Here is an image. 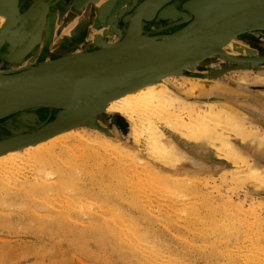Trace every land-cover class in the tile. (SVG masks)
Segmentation results:
<instances>
[{"label": "rangeland", "instance_id": "1", "mask_svg": "<svg viewBox=\"0 0 264 264\" xmlns=\"http://www.w3.org/2000/svg\"><path fill=\"white\" fill-rule=\"evenodd\" d=\"M100 1L101 0H98L93 3L88 0H17L16 12L13 14L12 21L7 22V19L4 17L5 19L0 22V70L7 71L9 69L15 70L16 68L17 72H19L22 67H33L44 61L40 59L41 56L48 57L56 51L64 52V49L65 51L70 49L71 52H73L89 47H92L91 49L97 48V45L94 43L97 40L108 44L115 43L119 35H112L113 33L108 31V28L111 27L110 29L113 30L112 26L115 27L118 20L133 11L137 5V1H141H116L115 10L111 15L107 16L110 20L107 18L98 19L99 16L98 18L94 16L95 5ZM109 1L110 0H103L99 9L105 8L106 5L109 4ZM130 2H132L131 6L129 5ZM182 3L177 5L179 6ZM176 20H178L177 17ZM176 20L170 22L172 23ZM108 21H110V23H108ZM147 26L146 28L150 36L166 34L179 28V26H174L175 29L173 27L168 31V29H165L167 23L162 20L154 22L153 24H148ZM31 27H35L29 32L34 36L39 33V31L44 30L47 35L46 40L44 41V39L42 40V38L38 37L39 40L36 41L34 46L28 49L23 55H20L19 51L22 48L21 38L23 34L28 33ZM28 28L29 30H27ZM1 30L4 32L2 33ZM253 33L246 35L247 37L244 40L241 42L238 40L237 43L247 45V47L263 53L264 34L254 33L255 35L253 36ZM255 40H258V44H256ZM249 41H252V44L248 45ZM238 55L243 56L244 53L242 52ZM246 57L240 59L254 58L252 56ZM260 57L264 58V55ZM11 58L13 60H11ZM16 61L19 63H14ZM249 63L240 64L239 62L232 61V64H223L219 59H216L212 63L206 64L207 66L204 65L201 67L200 72L196 73L201 74L203 73L202 71L207 72V75L211 77L212 81L226 88L225 92H223L225 98L220 97L223 100L220 99V101L226 103L225 106H222L226 108L229 107L230 109L228 108V110L236 111V116L243 118L245 121L252 120V122L248 121V123H255L254 125H258L259 128L264 131V62L259 63L258 60L257 62L252 61ZM0 74L6 75L7 72H1ZM175 78L179 81L182 80L181 77ZM174 91L176 95L181 97L185 94L182 97L185 101L193 102L195 99L198 105H204L203 101H208L206 103H211L212 101L211 99L202 100V97L198 98V96H196V98H191L185 91H179L176 88ZM212 92L213 94L211 96L214 97L216 91L212 89ZM252 98H254L255 101H253ZM217 102L219 103V101ZM258 103H261V105ZM28 111L13 116L16 118H21L23 116L29 118L35 110ZM237 113L240 114L237 115ZM52 116L47 119V122L52 120ZM102 117L105 116L101 114L96 117V124L99 128L101 127L99 132H101L102 135L106 133L107 137L125 146L130 151H137V147L134 146L135 144L131 139L130 126L127 121L125 122L122 117L117 116L105 118L106 121H104ZM253 119H259V122ZM3 120L0 121V126L3 124ZM36 125L37 124H35L34 127H36ZM81 128L88 130L89 127ZM36 129L37 128H34L33 130L35 131ZM7 130L0 136V139L6 138L8 132L12 135L10 130ZM92 131L94 132L96 130ZM164 134H167L166 137L170 140L178 143V149L182 151L183 156L181 163L173 169L175 174L171 173V168L164 169L160 165L151 162L150 165L153 164L152 166L156 167L160 173L164 171L171 173V175L198 176L201 177V179L208 178L211 175H219L221 170L218 168L216 169L217 162L215 161L217 160L208 149L194 143H179L169 132L164 131ZM261 145L262 144L247 143L241 146L243 147L242 151L244 154L249 156L258 167L264 166V163L256 162L259 155L264 154V145ZM82 149L81 147L78 150H73L71 154L68 153L60 156L58 158L59 160H54L52 162V168L48 169V172L51 171L53 173L50 174L51 176H56L54 173L56 171L63 175L71 174L72 179L68 180L65 184L68 186V189L65 191L59 192L58 190H53L47 197H41V195L36 194L28 198L22 195L20 197L8 198L9 200L7 199L5 203L0 202V264H149L146 262L143 263L141 259H138L141 255L133 251L130 247L123 246V243L121 245L117 241L114 243L115 240L113 238L111 239V237L104 235L103 232L105 228H112L114 224V222L111 224L113 221L112 214L121 215L125 221L127 220L126 222H128V224L125 223L128 227L134 228L142 238L146 239L148 246L152 248V255L154 254L153 258L155 257L154 260L158 262V264L162 262H168V264H245L239 259L240 257H236L235 254L230 257V260H233L232 262L228 260L229 258L227 257L228 253L226 250L230 249L236 252L239 248L245 252L244 255H256L257 258L253 260L257 263L264 264V258L261 257L262 255L257 254V252L254 254L253 250H256V248H254L249 240L247 241V238H242L244 233H239V235H234L233 233L229 237L222 234L223 236L217 240V237H214L216 235L211 232V225L208 222L197 225L196 220H192L195 216H192L193 214L190 215L189 207H187L189 205L188 202H193L194 200L188 199V201L184 198L180 200L175 197L173 198L169 194L167 195V193L159 189L161 186L159 187L157 185L155 187L156 184L152 186L154 184L153 182H151L153 184L149 182L150 185L148 183L150 179H148L145 174L141 173V170L140 172L139 169L137 172L134 171L136 169L129 166V163H124L120 166L115 163L113 158L108 156H102L101 160L83 159L81 157ZM72 154H75L76 157ZM141 158L145 160L143 156ZM60 161L63 164H61ZM26 167L27 166L23 169L25 172L22 170L24 174H22L23 178L32 180L34 178V171ZM45 175H48L47 172ZM101 175L104 179H102ZM52 177L49 180L55 183L56 177ZM138 179L140 181H138ZM143 179H145V181ZM101 184H103V186ZM245 190L249 195L264 200V191H257L252 185H246ZM174 199L179 201H174ZM182 201L184 202L183 204ZM173 203H176V205H172ZM95 204L97 206H95ZM172 206L174 207L172 208ZM37 214H39V216H37ZM99 216H101L102 219H100ZM97 218H99V220H97ZM188 221L190 223L192 222L191 225ZM186 222L189 223L188 227ZM91 224L95 226V229L97 228V231L101 230V232H95V229H90L89 227H91ZM252 233L254 232H250V234ZM106 237L108 238L106 239ZM253 238L258 240V242L262 241L261 245L258 246L263 247L264 228L259 235H255ZM251 245L252 247H250ZM235 246H238V248L235 249ZM224 255L226 257H224ZM134 256L137 257L135 258Z\"/></svg>", "mask_w": 264, "mask_h": 264}, {"label": "bare ground", "instance_id": "2", "mask_svg": "<svg viewBox=\"0 0 264 264\" xmlns=\"http://www.w3.org/2000/svg\"><path fill=\"white\" fill-rule=\"evenodd\" d=\"M102 1L103 0L97 3L94 8L95 13L93 14L95 17L97 16V18L99 16L98 19H106L107 16L111 15L112 12L115 10V7H112L111 4L108 6L106 5L105 8L99 9ZM145 12L146 10L141 11L142 14H145ZM140 16L142 15L140 14ZM3 19H5L4 16H1L0 22L3 21ZM119 20L115 24L116 33L112 29H110L111 27L110 28L107 27L108 31H111L113 33L112 35L118 34L120 40L124 39L128 45L134 48L147 49L148 46L150 45L149 44L150 35L148 34L146 26L139 21V13L135 14L131 11L130 13L124 15ZM108 23H110V21H108ZM32 28L35 27H31L30 30L28 28L27 29L29 30L28 32H31ZM253 32L262 35L264 34V31L261 30H257ZM253 32H248L239 36H234L232 38H229L226 41H224L222 44H220L209 55L204 56L196 60L195 62L181 69H178L172 73L153 78L133 88H130L112 97L101 107L99 111L101 112V114L105 116L102 117L104 118L103 119L104 121H106L105 118L108 117L112 118L114 116L122 117L125 120V122L127 121V123L130 126V132L132 137L131 139L135 144L134 146L137 147V151H130L125 146L107 137L106 133H105L106 135L105 134L102 135L101 132H99L100 131L99 129L97 130L96 128H88L86 126L73 128L71 126L64 130L56 132L50 136H47L45 138L28 142L21 147H15V148L13 147L11 149L0 152V202L5 203V201L8 198L20 197L22 195L28 198L29 196L31 197L36 194L41 195V197L42 196L47 197L49 193H51L53 190H58L60 192L68 189V186H66L65 184L68 182V180L72 179L71 174L63 175L55 170L56 172L54 173L56 176L53 175L52 176L56 177V182L53 183L52 181L49 180L52 177L50 174L53 173L51 171L48 172V169L52 168L51 167L52 162L54 160H59L58 158L60 156L68 153L71 154L73 150H78L79 148L82 147L83 149L81 151V157L83 159L101 160L102 156H108L113 158V160L117 165L121 166L124 163L126 164L129 163L128 164L129 166L136 169L134 171L137 172L139 169V172L141 170V173L145 174L146 177L150 179V181L148 180V183L153 182L154 184L153 183L151 184H153L152 186L156 184L155 187L157 185L159 187L161 186L160 188L159 187L158 188L163 190L162 192L167 193V195L169 194L173 198L175 197L176 199H180V200H183L182 198H184L187 200L192 199L196 201V202L193 201L194 203L188 202L189 205L187 207H189L190 215L193 214L192 216H195L194 219L192 220H196L197 225L208 222L211 225V229H212L211 232H213L216 235L214 237H217V240L220 239L221 236H223L222 234L229 237L233 233L234 235H239V233L240 234L244 233L243 237L242 235L241 237L247 238V241L249 240L251 244L254 246V248H256V250H253L254 254L257 252V254L262 255L261 257L264 258V245L263 247L258 246L261 245L262 241L260 240L261 242H258V240H255V238H253L255 235H259L261 230L264 228V218H263L264 200H260L257 199L256 197H253L252 195H249L245 190L246 185H252V187H254L255 190L264 191V166L262 167L256 166L253 163V161L250 159V157L244 154V152L242 151L243 147H241L246 145L247 143H251V144L256 143V144L264 145V131L260 129L258 125L257 126L254 125L255 123L254 124L248 123V121L252 122V120L245 121L243 120V118L236 116L235 113L236 111L234 112L233 110H228L229 107L228 108L224 107L226 103L221 102L220 97L225 98V95L223 94V92H225L226 89L225 87H223L222 85H218L217 82L212 81L211 77L207 75V72L202 71L203 73L201 74L196 73V72H200L201 67H203L208 63H212L216 59H219V61L222 62L223 64L224 63L232 64V61L241 62V63L243 61L244 63L246 62L249 63L252 61L257 62L259 60V63L264 62V58L260 57L264 55L263 54L264 50L263 53H260L255 51L254 49L247 47V45H241L240 43H237L238 40L241 42L247 37L246 35L251 34ZM44 33L45 31L42 30L39 31V33H37L35 36L26 34L23 37L25 38L26 45L23 46V48L19 51V54L23 55L25 52H27L26 50L30 47L29 45L35 40L36 36L42 38V40L44 39L45 41L47 35L46 33L44 35ZM254 33L253 36L255 35ZM255 42L256 44H258L257 43L258 40H255ZM250 44H252V41L248 42V45ZM105 45H108V43H106ZM91 48L92 47L84 48L73 52H71L70 49L68 51H65L64 49V52L56 51L53 54H50L48 57L41 56L40 59L41 60L43 59L44 61L40 62L39 65L38 64L36 65L34 63L33 64L36 65L37 67H40L68 57L83 56L85 54H88L89 52L100 50L102 48V45L97 46V48H93V49ZM242 52L244 53V56L242 55L239 56L238 54ZM246 56H252L254 58L240 59ZM11 60L13 59L11 58ZM14 63L18 64L19 62L16 61ZM26 67H22L21 71H23V69L25 70ZM180 70H184V72L182 71L178 76L172 75ZM1 75L2 74H0V76ZM175 77H181L182 80L179 81ZM174 87L179 91L181 90L185 91L191 98L192 97L196 98V96H198V98L202 97V100L211 99L212 101L211 103H206L208 101H203L204 105L196 104L195 99L193 102L185 101L182 98L185 94L182 97L176 95L174 91L175 89ZM212 89L216 91V93H214L215 94L214 97L211 96L213 94ZM73 96H74L73 81H60L50 86L40 96L38 106L37 108L34 109L35 111H33L31 117L27 118L23 116L21 118H15V120H13V122L10 123L11 126L10 132L12 134V137L10 136V138L30 134L31 131L29 130H32L34 128L37 129L41 128L42 126H44V124H46L47 119L50 116L67 110L72 104L74 98ZM252 100L255 101L254 98H252ZM217 101H219V103ZM239 114L240 113H237V115ZM13 117L12 119H14ZM253 120L257 122L259 119L258 120L253 119ZM35 124H37L36 127H34ZM81 127L88 128V130ZM92 130H96V131L93 132ZM5 131L6 130L4 128L3 129L0 128V136H2L5 133ZM27 131H29L30 133ZM164 131L172 134L173 137H175V139L179 143L181 142L194 143L204 147L205 149H208L209 152H211L214 155L215 159L217 160L215 161L217 162L218 165V166L216 165V169L218 168L219 170H221L219 175L218 176L211 175L208 178H203V179H201V177L198 176L195 177V176H186V175L185 176L173 175L175 174L173 169H175L176 166H178L181 163L183 153L178 149L177 146L178 143L167 138L166 137L167 134L165 135ZM32 132H34V130ZM75 154L72 155L75 156ZM140 156L141 157L143 156L145 160L142 159ZM151 162L160 165L164 169L171 168L172 170L170 171L173 174L171 175V173H167L164 171L163 173H160L156 167L152 166L153 164L150 165ZM256 162L264 163V154L259 155V158L256 159ZM61 164L63 163L61 162ZM25 166L31 168V171L32 170L34 171V178L32 180H27L26 178H23L24 174L22 173V170L24 169ZM46 172L48 174L47 176L45 175ZM102 179H104L103 176ZM48 180L49 182L52 183H49ZM143 180L145 181V179ZM138 181L140 180L138 179ZM101 185L103 186V184ZM176 199H174V201H179ZM184 202L182 201V204ZM96 204L95 206H97ZM174 204L176 205V203H173L172 205ZM173 207L174 206H172V208ZM37 216H39V214H37ZM112 216H113L112 217L113 221L111 222V224H113V222L114 224L112 225V228L104 227L105 228V231L103 232L104 235L111 237V239L113 238L115 240L114 243H116L117 241L119 244L122 245L123 243V246H128L131 249H133V251L141 255L138 259H141L143 263L146 262L149 264H158V262H155L154 260L155 257L153 258L154 254L152 255V251H151L152 248L148 246V242L146 241V239L142 238L134 228L128 227L127 225L128 222H126L127 220L125 221V219L121 215L112 214ZM99 217L100 219H102L101 216ZM97 220H99V218H97ZM189 223L186 222V224H188L187 227L189 226ZM90 226H91L89 227L90 229H95L94 225L91 224ZM96 229L95 232L97 231ZM97 232H101V230ZM250 232H254V233L250 234ZM107 238L108 237H106V239ZM252 245L250 247H252ZM236 248H238V246L237 247L235 246V249ZM226 252L228 253L227 257L229 258L228 259L229 261H231L230 257H232L233 254H235L236 257L238 258L240 257L239 259H241V261H243L245 264H261L253 260L257 258L256 255L252 254L256 257L248 256L246 254L245 256L244 255L245 252L242 251L241 248H239L236 252L227 249ZM224 257L226 256L224 255ZM160 264H168V262L165 263L162 262Z\"/></svg>", "mask_w": 264, "mask_h": 264}, {"label": "water", "instance_id": "3", "mask_svg": "<svg viewBox=\"0 0 264 264\" xmlns=\"http://www.w3.org/2000/svg\"><path fill=\"white\" fill-rule=\"evenodd\" d=\"M116 1L124 0H110L108 5L116 7ZM16 5L17 0H0V16L12 21ZM142 10H146L145 14ZM132 12L139 13V21L145 26L162 20L168 31L174 26L179 28L150 36L147 49L134 48L119 37L108 45L97 40L94 43L102 45L100 50L0 76V121L37 108L42 93L55 83L74 82V98L67 110L54 114L51 121L30 134L0 140V152L71 126L101 130L96 117L112 97L209 55L229 38L264 31V0H186L179 6L175 0H142ZM173 20L176 21L171 23ZM26 34L21 38L22 48L26 45L23 38ZM37 37L28 49L34 46Z\"/></svg>", "mask_w": 264, "mask_h": 264}, {"label": "flooded vegetation", "instance_id": "4", "mask_svg": "<svg viewBox=\"0 0 264 264\" xmlns=\"http://www.w3.org/2000/svg\"><path fill=\"white\" fill-rule=\"evenodd\" d=\"M140 1H142V0H140ZM184 1H186V0H175V4L177 5V4H179V3H182V2H184ZM131 3L132 2H130L129 3V5L131 6ZM140 2L139 1H137V4H139ZM244 56V55H243ZM240 64H243L244 62L242 61V63L241 62H239ZM16 70V71H15ZM15 70H7V72H10V73H7V74H12V73H17V69H15ZM13 71V72H12ZM0 72H3V70H0ZM4 72H6V70H4ZM12 117L13 116H11V117H9V118H7V119H5V120H3V124L0 126V128L2 129V128H4L5 130H7V131H9V130H11V126H10V123H12L13 122V120H15V118L16 117H13L14 119H12ZM10 127H9V126ZM29 131H33V129L32 130H29ZM29 131H27V132H29ZM9 133V132H8ZM30 133V132H29ZM10 136L12 137V135H8L6 138H3V139H8V138H10ZM2 139V140H3ZM1 140V139H0Z\"/></svg>", "mask_w": 264, "mask_h": 264}, {"label": "crops", "instance_id": "5", "mask_svg": "<svg viewBox=\"0 0 264 264\" xmlns=\"http://www.w3.org/2000/svg\"><path fill=\"white\" fill-rule=\"evenodd\" d=\"M259 104V103H258ZM260 105H261V103H260Z\"/></svg>", "mask_w": 264, "mask_h": 264}]
</instances>
